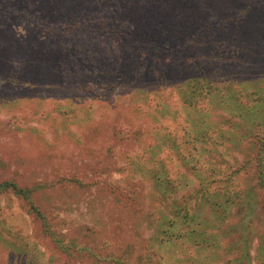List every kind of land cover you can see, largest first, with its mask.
<instances>
[{
    "label": "rangeland",
    "instance_id": "1",
    "mask_svg": "<svg viewBox=\"0 0 264 264\" xmlns=\"http://www.w3.org/2000/svg\"><path fill=\"white\" fill-rule=\"evenodd\" d=\"M263 177L264 0H0V264H264Z\"/></svg>",
    "mask_w": 264,
    "mask_h": 264
},
{
    "label": "trees",
    "instance_id": "2",
    "mask_svg": "<svg viewBox=\"0 0 264 264\" xmlns=\"http://www.w3.org/2000/svg\"><path fill=\"white\" fill-rule=\"evenodd\" d=\"M18 8L20 10L22 9L19 6ZM6 48L8 47H3V49H6ZM12 52H15V51H12ZM33 57L37 58L38 60L37 65L29 66V63L27 62V59H26V61H19L18 63L19 67H16L15 65L10 64V66L7 68L5 81L12 88L7 91L4 90L6 94L5 100L7 102H10V104H12V107H16L18 102L23 101V97L27 95V88L32 87L30 85L31 83H29L28 80H32V82H34L33 80H35L36 82V81H39L41 78H43V80H46V79H49V76L53 77V75H50L51 73L46 74L45 71L42 69V66L43 64H45L44 61L46 60L47 56L43 57V54L37 53V55H33ZM58 66L59 65L57 64L56 67L58 68ZM33 70H35L34 75H32ZM21 82H26L27 88ZM62 84L64 85L65 82H62ZM65 86L67 85L65 84ZM19 95L20 97L18 98ZM0 190H2V192H10V191L13 192V194L17 196L19 199L26 201L29 204L30 208L33 209L32 211L36 215L42 217L40 211L37 209V207L33 205L32 197H31L32 190L22 189L21 187H18L16 184L9 183V182L5 183L4 185L1 184ZM119 264H125V263L119 262Z\"/></svg>",
    "mask_w": 264,
    "mask_h": 264
}]
</instances>
